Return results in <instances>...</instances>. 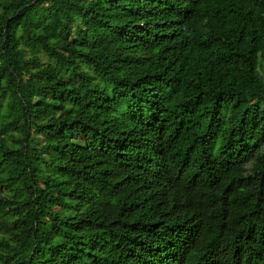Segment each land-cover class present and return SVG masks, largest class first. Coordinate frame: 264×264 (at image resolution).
Wrapping results in <instances>:
<instances>
[{"label": "trees", "instance_id": "1", "mask_svg": "<svg viewBox=\"0 0 264 264\" xmlns=\"http://www.w3.org/2000/svg\"><path fill=\"white\" fill-rule=\"evenodd\" d=\"M263 102L264 0H0V264H264Z\"/></svg>", "mask_w": 264, "mask_h": 264}, {"label": "rangeland", "instance_id": "2", "mask_svg": "<svg viewBox=\"0 0 264 264\" xmlns=\"http://www.w3.org/2000/svg\"><path fill=\"white\" fill-rule=\"evenodd\" d=\"M39 54H40V56H41V59L45 62V61H47V58L45 57V55L41 52V51H39ZM17 56H18V54H17ZM262 105H263V107H264V102L262 103Z\"/></svg>", "mask_w": 264, "mask_h": 264}]
</instances>
